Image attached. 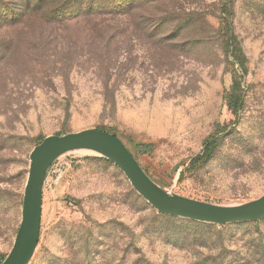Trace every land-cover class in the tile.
Wrapping results in <instances>:
<instances>
[{"label":"rangeland","instance_id":"obj_1","mask_svg":"<svg viewBox=\"0 0 264 264\" xmlns=\"http://www.w3.org/2000/svg\"><path fill=\"white\" fill-rule=\"evenodd\" d=\"M23 3L0 0V264L16 250L32 152L51 137L114 135L154 187L187 201L264 197V0H141V19L39 30ZM87 148L47 165L30 264H264V220L162 214Z\"/></svg>","mask_w":264,"mask_h":264},{"label":"water","instance_id":"obj_2","mask_svg":"<svg viewBox=\"0 0 264 264\" xmlns=\"http://www.w3.org/2000/svg\"><path fill=\"white\" fill-rule=\"evenodd\" d=\"M83 144L106 148L109 158L125 173L135 190L162 214L218 225L264 220V197L248 205L226 208L204 204L188 206L161 198L152 190L153 184L143 174L123 142L114 135L93 129L65 137H51L32 152L21 231L16 250L7 264H29L38 246L41 227V190L46 170L43 171V163L49 158L53 159L62 153L73 151ZM87 149L92 151L91 148Z\"/></svg>","mask_w":264,"mask_h":264},{"label":"trees","instance_id":"obj_3","mask_svg":"<svg viewBox=\"0 0 264 264\" xmlns=\"http://www.w3.org/2000/svg\"><path fill=\"white\" fill-rule=\"evenodd\" d=\"M147 4L165 2L166 0H142ZM24 10L18 17L29 15L33 29L58 27L82 16L85 17H116L132 15L141 19V0H24ZM141 27V23L138 24ZM228 21L220 27L222 40L226 38ZM229 42V41H228ZM213 151L208 145L202 158L208 159Z\"/></svg>","mask_w":264,"mask_h":264},{"label":"bare ground","instance_id":"obj_4","mask_svg":"<svg viewBox=\"0 0 264 264\" xmlns=\"http://www.w3.org/2000/svg\"><path fill=\"white\" fill-rule=\"evenodd\" d=\"M84 145H86V147H89V148L97 151L99 154H102V155H104L106 157H110L108 150L106 148L102 147V146H99V145L83 144V145L77 146V148L78 147H85ZM74 149H76V148H74ZM51 159L52 158H49L43 163V171L46 169V167L49 164V162L51 161ZM151 188L158 196H160L161 198L167 199L169 201L180 203V204H183V205H188V206H199L200 205V204H197V203L186 201V200L178 198V197H173L172 195H169L166 191H163V190H161L159 188H156L153 185H151ZM15 257H16V254H15Z\"/></svg>","mask_w":264,"mask_h":264},{"label":"crops","instance_id":"obj_5","mask_svg":"<svg viewBox=\"0 0 264 264\" xmlns=\"http://www.w3.org/2000/svg\"><path fill=\"white\" fill-rule=\"evenodd\" d=\"M31 262V261H30ZM30 262H29V264H30Z\"/></svg>","mask_w":264,"mask_h":264}]
</instances>
